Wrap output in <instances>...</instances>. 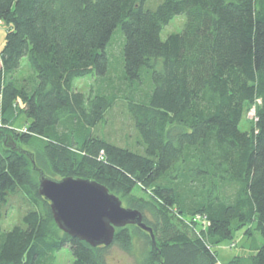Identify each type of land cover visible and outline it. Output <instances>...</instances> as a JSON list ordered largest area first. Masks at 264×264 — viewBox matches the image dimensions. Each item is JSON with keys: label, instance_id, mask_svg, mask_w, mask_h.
Here are the masks:
<instances>
[{"label": "trees", "instance_id": "obj_1", "mask_svg": "<svg viewBox=\"0 0 264 264\" xmlns=\"http://www.w3.org/2000/svg\"><path fill=\"white\" fill-rule=\"evenodd\" d=\"M149 1L0 0V264H56L66 247L72 264H107L112 246L135 254L140 242L139 264H219L215 248L240 228L263 238L249 262L264 264V0ZM177 15L183 30L163 40ZM118 28L124 80L138 91L125 146L102 131L114 99L74 89L76 78L108 77ZM23 58L34 76L20 85L13 74ZM248 107L257 122L244 131ZM23 115L27 132L14 127ZM68 117L77 131L59 134ZM41 173L106 186L142 213L156 242L132 225L109 247L64 233L39 193ZM15 195L28 208L3 232ZM177 215L199 217L206 231L163 232Z\"/></svg>", "mask_w": 264, "mask_h": 264}, {"label": "rangeland", "instance_id": "obj_2", "mask_svg": "<svg viewBox=\"0 0 264 264\" xmlns=\"http://www.w3.org/2000/svg\"><path fill=\"white\" fill-rule=\"evenodd\" d=\"M151 1V0H150ZM149 1L148 6L155 8L157 4H151ZM186 23L185 15L175 16L169 24L164 26L161 38L166 40L169 35L173 33H180ZM7 34V27L0 22V50L5 45V37ZM125 43L123 33L120 28L116 29L111 41V45L108 48L109 59L111 62L110 73L106 78H99L96 76H87L84 78H76L74 81V89L87 95L94 94L97 91L106 92L115 101V106L109 112L106 124L102 127L103 133H105L112 142L119 146H125L127 138L130 137L133 132V124L129 118L128 105L131 99L138 96V91H131L124 80V63L122 57V50ZM1 68V65H0ZM34 72L29 64L27 58H23L21 61L20 69L13 74V78L18 84H22L28 79L33 78ZM257 122V109L256 107H248L246 115L240 125L244 131L252 130ZM27 118L21 116L15 128L20 132L25 129ZM77 122L72 118H65L63 123L57 129L59 134L66 132L77 131ZM20 195V194H19ZM12 196L10 199V207L6 213L5 219L1 225V231H9L15 225H17L23 215L25 214L28 206L25 200L19 196ZM137 195L145 196L148 199L150 193L138 190ZM124 206V205H123ZM175 224L171 225V228L167 225L163 226V232H170L174 230L187 231L191 236H200L206 231L207 224L199 217L191 216H178L173 220ZM246 229H238L232 240H228L220 244L215 248L218 254L219 264H227L231 260H242L243 264H250L249 258L253 255L254 244L261 245L263 238L255 234L248 235ZM162 235V234H161ZM162 236H166L163 233ZM141 242L137 245L135 254H127L117 246H112L107 254V264H139L138 258L140 257ZM73 256L68 247L64 248L57 254L56 264H72Z\"/></svg>", "mask_w": 264, "mask_h": 264}, {"label": "water", "instance_id": "obj_3", "mask_svg": "<svg viewBox=\"0 0 264 264\" xmlns=\"http://www.w3.org/2000/svg\"><path fill=\"white\" fill-rule=\"evenodd\" d=\"M39 193L50 203L59 229L92 247L111 246L117 229L130 225L149 233L156 242L142 213L124 207L118 196L97 181L74 177L56 180L41 173Z\"/></svg>", "mask_w": 264, "mask_h": 264}, {"label": "built area", "instance_id": "obj_4", "mask_svg": "<svg viewBox=\"0 0 264 264\" xmlns=\"http://www.w3.org/2000/svg\"><path fill=\"white\" fill-rule=\"evenodd\" d=\"M23 132H27V129L25 128V129L23 130Z\"/></svg>", "mask_w": 264, "mask_h": 264}]
</instances>
